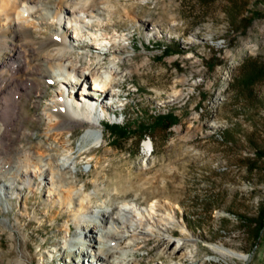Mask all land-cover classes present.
Returning a JSON list of instances; mask_svg holds the SVG:
<instances>
[{
  "label": "rangeland",
  "instance_id": "rangeland-1",
  "mask_svg": "<svg viewBox=\"0 0 264 264\" xmlns=\"http://www.w3.org/2000/svg\"><path fill=\"white\" fill-rule=\"evenodd\" d=\"M25 1L53 3L58 10L62 2L69 16L88 2L87 7L103 10L86 20L100 23L91 33L108 34L112 43L126 46L118 59L124 75L116 97L98 109L100 146L84 143L90 124L71 117L80 111L76 102L85 99L79 87L59 85L56 77L51 85L46 77L19 72L17 53L31 66L56 57L53 33L70 40L74 51L63 59L80 61L82 75L96 67L86 45L80 49L72 39L75 30L66 18L55 28L21 27L17 14L39 9L26 10ZM0 10L8 16L0 17V119L7 99L13 97L17 106L4 154L16 157L18 149H36L46 141V148L62 159L65 142L70 143L75 168L69 179L78 193L86 190L84 201L96 211H116L123 200L144 209L155 200L170 201L178 213L175 237L141 238L132 261L264 264V231L256 240L254 224L264 206V0H0ZM82 31L90 44L91 30ZM43 42H48L45 50H36ZM101 57L103 67H113L110 54ZM91 82L89 77L85 90ZM120 92L126 101L109 108ZM90 93L99 105L106 96ZM168 111L179 117L169 131L155 129L145 139L129 140L115 139L109 131L110 125L133 127ZM63 119L71 122L63 139L47 140L56 133L53 124ZM8 182L4 178L3 184ZM48 182L43 177L35 181L39 185L19 179L0 186V264L93 263L86 254L90 242L75 239L82 228L67 233L70 212L48 196ZM215 247L247 259L221 255Z\"/></svg>",
  "mask_w": 264,
  "mask_h": 264
},
{
  "label": "bare ground",
  "instance_id": "bare-ground-1",
  "mask_svg": "<svg viewBox=\"0 0 264 264\" xmlns=\"http://www.w3.org/2000/svg\"><path fill=\"white\" fill-rule=\"evenodd\" d=\"M87 3L83 2L80 4L82 5L80 8L74 7V11L71 13L66 12L67 14H71L69 16L62 10V2L57 3L60 5V10H58L53 3L25 1L23 2V8L26 10L34 11L37 7L39 9L32 14L30 13V15L18 13L17 17L18 21L21 22V27H33L36 29L39 27L55 28L63 18H66L67 25L70 26L71 24L70 27H73L75 30L72 39L74 38V41H78L80 47L86 45V49L89 50L91 56L96 57L94 61L96 67L90 68L89 73L82 75L83 65H80V61L63 59L70 52L72 53L74 51V47L70 45L71 42L69 39L65 38V36L60 37L57 33H53L50 37L51 41L58 43L54 51L56 57L36 61V64L31 66V63L28 61L29 59L23 58L21 53H17L15 62L19 72H23L26 76L38 75L40 77H46L52 81L51 85L56 84L53 81V78L56 77V82L58 81L59 85H66L68 83L79 87L81 99L82 97H85V99L83 102H76L77 108H80V111L77 110V113L71 117L86 121L90 124L87 132L83 136V142H91V145L98 147L103 142V132L100 134L97 130L98 126L103 125L99 121L100 115L98 109L101 108V105H104L105 100L116 97L114 90L120 85V80L124 75L123 72H119L121 66L118 59L119 55L125 52L126 46L119 45L117 42L112 43V37L108 34L99 35L91 33L94 32L100 23L89 25L86 23V20H92V15H100V12H103V10L101 8L95 10L92 7H87L85 5ZM40 7L42 8L40 9ZM6 14L0 10V17L7 16ZM31 19L36 20L38 24H35L34 20L31 22ZM83 28H88L89 31L91 30L89 33V41L92 43L90 42L89 44L87 38H84ZM121 40L119 42L122 44L127 39L124 38L123 41ZM47 44L48 42H43L40 48L36 50H45ZM108 44H111V46L106 48L105 46ZM101 54L111 55L113 67L102 66L104 59L101 57ZM87 56L89 55L87 54ZM89 77L92 81L91 86L90 89L85 90L83 86ZM74 82L75 84H73ZM26 89L31 91L32 87L27 86ZM91 90L99 98L102 95H106L100 105L98 98L91 97ZM174 93L175 96L180 94L177 91H174ZM5 104L6 108L1 112L0 119V186L10 187L15 180L19 179L31 185L33 182L36 184L35 181L41 180L43 177L44 180L47 179L50 185L48 196L50 198L53 196L54 198H58L63 204L64 209L70 212V218L67 220L66 225L67 233H70L74 226L80 227L82 228V232L77 234L75 239L78 237L90 242L92 250L86 252V254L88 257H92L91 262L93 263L91 264H141L137 261L130 260L141 249L139 244L141 238H146V240H168L169 238L175 237L174 228L179 223L178 213L175 210L176 207L170 201L155 200L150 203L149 207L144 209L143 204L123 200L121 205L116 207V211L111 212L93 210L88 203H85L83 195L86 194V190H84L83 194L78 193L76 185L69 179V176L73 175L75 165L70 163L71 157L69 152H71L70 148L72 145L68 142H65L68 145L64 147L65 155L62 159L56 158L53 151L46 148V141L38 143L39 147L36 149H16V157L6 155L7 152L5 150L6 154H4L2 146L7 138H5L7 130L13 121L16 120L15 108H17L16 101L13 97L7 99ZM97 105H99V108ZM61 106L63 107L64 105L62 104ZM59 122L53 124L52 127L56 130V133L48 137L47 140H51L52 138H55V140L63 139L64 134L67 133V126L71 122L67 119ZM145 147L149 152H152V143L147 142ZM6 177L9 182L12 180L13 183L9 184L8 182L3 184L4 178ZM30 188L32 189V187ZM18 189L21 188L18 187ZM92 221H98L105 225L100 227L94 225L91 228L89 224ZM75 242L72 244L73 247H76ZM214 251L224 256L247 259L246 255L238 254L227 248L215 247ZM83 254L85 253L82 252V256ZM188 262L189 260L182 259L181 262L176 264H187Z\"/></svg>",
  "mask_w": 264,
  "mask_h": 264
},
{
  "label": "trees",
  "instance_id": "trees-1",
  "mask_svg": "<svg viewBox=\"0 0 264 264\" xmlns=\"http://www.w3.org/2000/svg\"><path fill=\"white\" fill-rule=\"evenodd\" d=\"M260 16L259 13L255 14ZM254 20V18H253ZM164 52H169V47H165ZM150 120H141L135 126L127 125H110L109 131L115 139L129 140L132 137L138 136L140 139L147 138L155 129H160L164 131H169L172 127L179 123V117L173 111H168L166 113H158L155 116H149ZM256 235L255 239L258 240L260 235L264 231V206L262 214L259 219L254 220Z\"/></svg>",
  "mask_w": 264,
  "mask_h": 264
}]
</instances>
